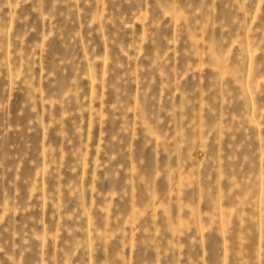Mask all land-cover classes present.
Wrapping results in <instances>:
<instances>
[{"label": "rangeland", "instance_id": "1", "mask_svg": "<svg viewBox=\"0 0 264 264\" xmlns=\"http://www.w3.org/2000/svg\"><path fill=\"white\" fill-rule=\"evenodd\" d=\"M0 264H264V0H0Z\"/></svg>", "mask_w": 264, "mask_h": 264}]
</instances>
